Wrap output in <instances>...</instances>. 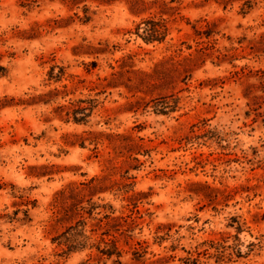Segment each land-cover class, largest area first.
Instances as JSON below:
<instances>
[{
	"label": "rangeland",
	"instance_id": "374dc122",
	"mask_svg": "<svg viewBox=\"0 0 264 264\" xmlns=\"http://www.w3.org/2000/svg\"><path fill=\"white\" fill-rule=\"evenodd\" d=\"M0 264H264V0H0Z\"/></svg>",
	"mask_w": 264,
	"mask_h": 264
},
{
	"label": "trees",
	"instance_id": "16d2710c",
	"mask_svg": "<svg viewBox=\"0 0 264 264\" xmlns=\"http://www.w3.org/2000/svg\"><path fill=\"white\" fill-rule=\"evenodd\" d=\"M144 25L142 26V25H140V26H138L137 27V29H138V32H140V29L141 28H144V30H157L156 28V24H154V22L153 21H150V20H146V21H144V23H143ZM142 36V35H141ZM143 39L145 40V41H150V40H154V38L153 39H149L148 37H144L143 36ZM155 40H159V38H157V39H155ZM79 115V112L78 111H73L72 112V116H73V120L75 121V122H81L82 120H83V118H81V117H79L78 116Z\"/></svg>",
	"mask_w": 264,
	"mask_h": 264
}]
</instances>
